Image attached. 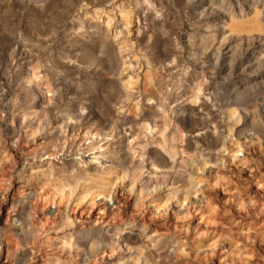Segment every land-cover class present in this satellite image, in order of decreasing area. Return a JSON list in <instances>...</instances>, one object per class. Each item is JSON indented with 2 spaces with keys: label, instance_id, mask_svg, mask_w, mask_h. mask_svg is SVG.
I'll return each mask as SVG.
<instances>
[{
  "label": "rangeland",
  "instance_id": "rangeland-1",
  "mask_svg": "<svg viewBox=\"0 0 264 264\" xmlns=\"http://www.w3.org/2000/svg\"><path fill=\"white\" fill-rule=\"evenodd\" d=\"M0 264H264V0H0Z\"/></svg>",
  "mask_w": 264,
  "mask_h": 264
},
{
  "label": "bare ground",
  "instance_id": "bare-ground-1",
  "mask_svg": "<svg viewBox=\"0 0 264 264\" xmlns=\"http://www.w3.org/2000/svg\"><path fill=\"white\" fill-rule=\"evenodd\" d=\"M172 153H174V154H175V152H172ZM139 192H140V191H139ZM139 192H138V193H139ZM156 210H157V209H156Z\"/></svg>",
  "mask_w": 264,
  "mask_h": 264
}]
</instances>
